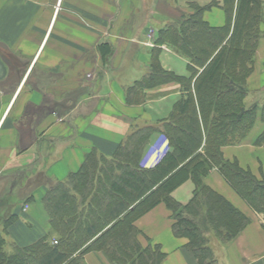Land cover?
Wrapping results in <instances>:
<instances>
[{"label": "crops", "instance_id": "1", "mask_svg": "<svg viewBox=\"0 0 264 264\" xmlns=\"http://www.w3.org/2000/svg\"><path fill=\"white\" fill-rule=\"evenodd\" d=\"M213 1L0 0V24L23 12L12 33L0 31V238L6 255L43 240L57 243L44 198L82 171L88 157L111 161L145 129L153 132L145 139L142 157L163 137L171 151L166 128L181 117L178 106L187 92L180 82H157L151 88L142 83L157 63L168 75L191 79L195 93L203 69L196 68L193 77L189 60L158 41L167 27L194 13L192 5L206 7ZM201 17L209 28L227 24L221 6ZM251 69L243 107L256 109L254 127L240 143L223 146L221 156L264 182V144L258 142L264 128V35ZM206 141L204 133L202 154ZM204 184L247 220L231 241L207 235L212 263L264 264V214L233 189L218 167ZM196 191L188 180L172 198L186 207ZM174 222L160 204L137 226L164 255L161 264H203L190 250L189 239L174 235ZM101 257L90 253L85 264H110Z\"/></svg>", "mask_w": 264, "mask_h": 264}, {"label": "trees", "instance_id": "2", "mask_svg": "<svg viewBox=\"0 0 264 264\" xmlns=\"http://www.w3.org/2000/svg\"><path fill=\"white\" fill-rule=\"evenodd\" d=\"M215 6L227 14L223 29L209 28L202 21L203 12ZM192 7L194 13L182 24L167 27L158 42L188 59L193 77L196 68L203 69L195 81V93L191 79L168 75L157 63L142 83L151 88L158 83L180 82L187 92L178 106L181 117L166 128L171 151L154 169H141L138 161L145 139L153 132L145 129L136 132L111 161L88 157L82 171L57 184L44 198L59 238L57 244L43 240L6 255L0 238V264H82V257L95 251L116 264L115 253L131 252L135 221L160 204L173 215L174 235L187 237L190 250L200 261L213 264L207 235L214 232L221 242H228L247 224L239 212L205 186L204 179L214 166L255 211L264 214V182L236 164L224 163L221 156L223 146L240 143L254 127L256 109H244L243 99L258 42L264 35V2L214 0L206 7ZM261 121L264 125V104ZM204 133L207 141L202 154ZM258 142L264 144V129ZM188 180L195 183L197 191L193 201L182 207L172 194ZM156 248L161 264L164 255ZM123 259L125 264L154 263L148 257Z\"/></svg>", "mask_w": 264, "mask_h": 264}, {"label": "rangeland", "instance_id": "3", "mask_svg": "<svg viewBox=\"0 0 264 264\" xmlns=\"http://www.w3.org/2000/svg\"><path fill=\"white\" fill-rule=\"evenodd\" d=\"M150 33H152V31L150 32ZM151 36V35H150ZM257 50V49H256ZM256 55V54H255ZM248 80H249V78H247V83H248ZM247 87H248V84H247ZM264 104V103H263ZM263 107V106H262ZM263 124V123H262ZM263 126V125H262ZM264 129V128H263ZM262 133H263V131H262ZM249 135V134H248ZM142 154V153H141ZM148 154V153H147ZM146 154V155H147ZM146 155H144L142 158H141V160L139 159V161H138V163H139V167L141 168V169H144V170H149V169H154L155 167H157L159 164H161V162H162V160L164 159V157L166 156H164L163 158H161L159 161H156L157 163H156V165L154 166V167H152V166H149L150 168H145L146 166H145V162L147 161V156ZM157 207V206H156ZM155 207V208H156ZM154 208V209H155ZM153 210V209H152ZM152 210H150L149 212H147L146 214H144L142 217H140V218H138L136 221H135V223H134V226L137 228V232H136V234L134 233V235L133 234H131V238H130V240H131V250H128V251H131V252H133V254H130L131 252H126L125 254H122V253H120V252H117V253H115V256L114 257H116L118 260H119V262L118 263H116V264H125V261H124V259L123 258H130V257H135L137 260H139V259H141V258H146V257H148V258H151V259H153V261H154V263L153 264H158L159 263V261H160V256H159V252H157V248L156 247H153L151 244H148L147 243V241H145L146 239H145V237H144V235H143V232L139 229V227L137 226L138 225V222H139V220L141 219V218H143L144 216H146L147 214H149ZM134 218V217H133ZM109 227V226H108ZM214 233V232H213ZM214 235H216L215 233H214ZM55 240H59V238H58V236H57V238L55 239ZM53 245H55L54 244V241H53ZM90 253H95V254H99V255H101L102 257L101 258H103V260H105V261H107L108 263H110V264H115V263H111L109 260H108V258L105 256V254H103L102 252H98V251H95V252H88V253H86L83 257H82V264H85V257L86 256H88V255H90ZM124 261V262H123ZM205 264H206V262H205Z\"/></svg>", "mask_w": 264, "mask_h": 264}, {"label": "built area", "instance_id": "4", "mask_svg": "<svg viewBox=\"0 0 264 264\" xmlns=\"http://www.w3.org/2000/svg\"><path fill=\"white\" fill-rule=\"evenodd\" d=\"M167 144V139L163 137L161 138V141L149 151V153L146 155L147 161L145 162V168H150L149 166L154 167L157 163L156 161H159L167 154Z\"/></svg>", "mask_w": 264, "mask_h": 264}, {"label": "bare ground", "instance_id": "5", "mask_svg": "<svg viewBox=\"0 0 264 264\" xmlns=\"http://www.w3.org/2000/svg\"><path fill=\"white\" fill-rule=\"evenodd\" d=\"M22 18L23 17V12L21 13V15H12L11 17H9V19L4 20L1 24H0V31L2 30L3 32H5L6 34H10L12 33V31L15 30V21H17L16 18Z\"/></svg>", "mask_w": 264, "mask_h": 264}]
</instances>
